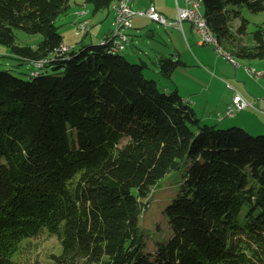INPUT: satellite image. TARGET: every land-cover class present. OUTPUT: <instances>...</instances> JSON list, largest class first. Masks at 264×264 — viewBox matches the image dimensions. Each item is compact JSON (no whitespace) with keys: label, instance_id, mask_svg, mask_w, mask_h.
Here are the masks:
<instances>
[{"label":"trees","instance_id":"obj_1","mask_svg":"<svg viewBox=\"0 0 264 264\" xmlns=\"http://www.w3.org/2000/svg\"><path fill=\"white\" fill-rule=\"evenodd\" d=\"M70 1L0 0V43L40 68L0 69V264H19L43 233L61 246L52 264H264V133L201 123L177 88L158 87L109 43L59 50L55 20ZM202 2L219 44L264 58L263 27L245 44L240 11H264V0ZM14 29L42 39L17 45ZM158 61L168 77L183 64ZM184 159L163 210L170 235L148 251L142 199Z\"/></svg>","mask_w":264,"mask_h":264},{"label":"rangeland","instance_id":"obj_2","mask_svg":"<svg viewBox=\"0 0 264 264\" xmlns=\"http://www.w3.org/2000/svg\"><path fill=\"white\" fill-rule=\"evenodd\" d=\"M115 1L111 2L108 7L95 10L91 2H84L83 0H71L69 8L65 12L61 13L55 20L58 30L62 34L63 44L66 46V50H69L71 47H77L83 42L100 44L101 40L105 37L104 33L106 31H109V29H111L110 32L115 30L118 26V24H116L114 21L113 6ZM151 4H155L157 11L168 19L171 17V14H173V11H175V0H132L130 3L132 8H137V10L142 11L147 10ZM240 11L241 16L249 21L247 25V32L242 37V41L245 44H252L253 40L251 32L259 26H262L264 29V11L252 12L246 7H241ZM173 18L174 17H172V19ZM131 21L134 22V24L136 22V24L141 25H139L138 28L126 27L123 30V32L129 36L130 43L129 45L127 44L128 46H126V48H124L120 53L126 56L130 61L135 63H144V75L147 78L154 79L157 82L158 87L162 89L168 87L170 81L169 79H166L168 76L163 75V73L160 71L158 60L160 58H171L173 60L177 59V52L174 50L176 48L173 43L171 46L169 43L170 39L167 33L169 27L165 28L159 21L152 20L142 15L133 16ZM109 22L112 26L109 24ZM239 22L240 18L233 19V27H236ZM79 26L82 27L79 28ZM83 26L85 28H83ZM150 29L154 32L153 35H149ZM14 34L15 44L17 45H29L35 47L42 39V35L40 33L28 34L21 29H14ZM220 44L224 49L223 52L214 50L213 45L202 46V48L208 50L206 59H209L211 62H217L219 67L222 69L227 66L225 63H228V66L232 69V71L229 70L232 76L227 74L225 72L226 70H223L222 72L217 70L221 73L219 80L224 86L223 90L221 85L218 84L217 93L229 96L228 90L234 92L230 83L233 84L236 81V77L233 76L235 70H242L243 65H245L244 68L252 66L249 64V62H255L256 60L240 58L235 53H233L232 45L225 42H221ZM227 53L231 54L233 60H229V58L226 57ZM262 60H264V58ZM223 61L225 63H223ZM211 65L209 66L210 71H212L211 68L213 67V65ZM0 69H8L15 75L27 77L28 75H31L33 71L39 70L40 68L39 65L32 61H23L17 57H14L11 55L10 47L0 43ZM175 76L181 85V91L186 93L188 88L183 86L184 84L176 71ZM253 77L254 76L250 77L247 73H243L245 84H247V80L251 78L255 80ZM240 82L241 84H244L243 81ZM256 84L260 91L264 92V79H261L260 82H257ZM207 93L208 91L202 92V94ZM251 107L257 108L253 102L252 106H248V110H252ZM220 111L222 112L224 110ZM256 112L259 113V111H254V113ZM200 121L201 123H204L202 120ZM233 125L244 127V124L238 123L227 126L215 124L216 127L224 128ZM249 133L253 135L257 134L255 131H251ZM185 160L186 159L181 161L180 167L178 169L172 170L170 173L166 174V176L160 179L151 188L149 194L144 199H142L144 207L140 214L139 221L142 228L151 235L148 236L146 241V249L148 251L154 250L155 238H167L170 235L169 226L167 224L163 210L167 203L175 195L177 187L180 185L181 174L186 167ZM32 240V242H29L30 246L26 248L23 253L18 255L17 262L19 264H52L49 260L50 254L52 252L58 253L61 249L57 237L55 235L43 233L42 235L39 234L37 237L32 238ZM22 244H24V242Z\"/></svg>","mask_w":264,"mask_h":264},{"label":"crops","instance_id":"obj_3","mask_svg":"<svg viewBox=\"0 0 264 264\" xmlns=\"http://www.w3.org/2000/svg\"><path fill=\"white\" fill-rule=\"evenodd\" d=\"M131 2L132 0L129 2V5ZM177 5L183 6L185 5V1L180 0L179 2V0H175V11H173V14H171V17L169 19H172V17L175 18ZM134 10H137V8H135ZM109 24L111 25L110 22ZM139 25L141 24H136V22L134 24V22L131 21L130 27L138 28ZM164 27H169L167 33L170 39V46L173 43L176 48L174 50H176L177 52V59L183 61V64L179 65V67H177L175 71L179 74L181 81L184 84L183 86L188 88V90L186 91V93H183L181 91V85L177 77L175 76V71L170 77L166 78L169 79L170 82L168 87H165L164 89L170 91L174 88H177L179 94L183 97L186 102L191 104L199 119L202 120L204 123H211L209 125L219 124L222 126L238 123L244 124V128L247 131L250 130L249 132H264V92L260 91L259 87L256 84L257 82L259 83L261 79H264V60H262L263 58L255 59V62H249V64L252 65L256 71L260 72L259 76L253 77L255 80L251 78L247 80V84H245V81L243 79V73H247L250 77H252L253 75L251 76L244 68L245 65H243V71L237 69L233 74V76L236 77V81L233 84L229 82L234 92L228 90L229 96H226L224 94L221 95L217 93L218 84L221 85L222 88L224 87L221 81L219 80V76L221 75L219 71L222 72L223 70H226L225 72L232 76L229 71H232V69L228 66L229 64H226L224 60L223 63H225V65L227 66L222 69L219 67V64L217 62H211L209 59H206L208 50L202 48V46L207 45L202 44L200 42L199 35L191 23L183 22L181 27L176 25ZM124 29L125 28H123V30ZM110 31L111 29H109V31H106L104 35L108 36ZM153 34L154 32L150 29L149 35ZM206 63L213 65V67L211 68L212 71L209 70L210 65H207ZM240 81H243L244 84H241ZM203 91H208V93L202 94ZM236 92L242 94L245 98L253 102L257 108L251 107L252 110H248V107H246L242 110L237 111L232 116H224L222 118H218L217 113L221 112L220 110L226 109L233 95ZM254 111H259V113H254Z\"/></svg>","mask_w":264,"mask_h":264},{"label":"built area","instance_id":"obj_4","mask_svg":"<svg viewBox=\"0 0 264 264\" xmlns=\"http://www.w3.org/2000/svg\"><path fill=\"white\" fill-rule=\"evenodd\" d=\"M131 1V0H125ZM185 5L176 6V15L174 19H168L164 17L160 12L157 11L154 4H151L147 10H134L129 5L128 9H121V3L117 6V14H114V21L118 24L115 30H112L105 36L102 40H112L111 50L116 48H125L129 43L128 35L123 32V28L131 26V18L136 15L146 16L152 20L159 21L163 26L176 25L181 27L183 22H189L193 25L196 32L199 35L200 42L206 45H213L210 37L206 32H204L200 19L199 12L197 10L196 0H184ZM214 46V45H213ZM61 51H66V46ZM246 71L255 77L260 75V72L256 71L254 67H246ZM248 106H252V102L245 98L242 94L236 92L226 109L221 113L218 112V118L224 116H232L239 110H242Z\"/></svg>","mask_w":264,"mask_h":264},{"label":"bare ground","instance_id":"obj_5","mask_svg":"<svg viewBox=\"0 0 264 264\" xmlns=\"http://www.w3.org/2000/svg\"><path fill=\"white\" fill-rule=\"evenodd\" d=\"M121 3V9H128L129 8V1H125V0H117L115 1L114 4V14H117V6ZM196 5H197V10L199 12V19L202 25V28L204 30V32H206L208 34V36L210 37V40L213 42L214 45V49L219 51V52H223V48L221 47V45L218 43L216 37L211 33L207 23H206V19L203 15V2L202 0H196ZM82 26H79V28ZM83 28H85L83 26ZM109 43V49L110 47H112V40H101V44H106ZM65 45L62 44L61 47L59 48V50L64 49ZM124 48H116L113 49L112 51H122ZM226 57L229 58V60H233V58L231 57V55L229 53L226 54ZM249 67H253V66H249ZM246 68V67H245Z\"/></svg>","mask_w":264,"mask_h":264}]
</instances>
